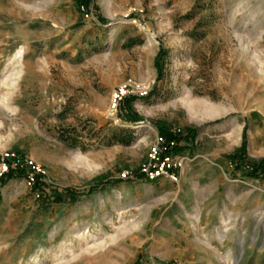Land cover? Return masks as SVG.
Returning <instances> with one entry per match:
<instances>
[{"label": "rangeland", "instance_id": "1", "mask_svg": "<svg viewBox=\"0 0 264 264\" xmlns=\"http://www.w3.org/2000/svg\"><path fill=\"white\" fill-rule=\"evenodd\" d=\"M244 142L264 159V0H0V264H264Z\"/></svg>", "mask_w": 264, "mask_h": 264}, {"label": "trees", "instance_id": "2", "mask_svg": "<svg viewBox=\"0 0 264 264\" xmlns=\"http://www.w3.org/2000/svg\"><path fill=\"white\" fill-rule=\"evenodd\" d=\"M82 6L89 7L90 0H79ZM163 53L162 50L158 53L156 57V65H159L160 59L162 58ZM126 118V117H125ZM126 118L128 121H138L140 119H136L137 117H133L134 119ZM160 130V134L165 140L167 145L175 142L177 146L184 144L185 146H191L193 143L194 137L193 132L190 133H180L177 135H171L168 131H166L162 126L158 127ZM244 151H245V142L241 146V148L235 153L230 155V159L234 162V166L236 170H241L248 178H264V159H260L258 161H249L244 159ZM24 168L18 169L17 171H9L8 173L2 175L0 177V183H6V181L16 178L17 176L24 175ZM107 184V180H105L100 187H103ZM35 186L42 193L45 190L44 183L41 181V178L38 176L35 180ZM95 187H91L90 191L94 190Z\"/></svg>", "mask_w": 264, "mask_h": 264}, {"label": "built area", "instance_id": "3", "mask_svg": "<svg viewBox=\"0 0 264 264\" xmlns=\"http://www.w3.org/2000/svg\"><path fill=\"white\" fill-rule=\"evenodd\" d=\"M118 96L119 95L116 92L115 93V97H118ZM13 156H15V155H13ZM167 161H168V157H165L163 159V162H162L161 166H157L152 172H148V175L150 176V178H155V177H157V176H159L161 174H164L165 173L164 168L165 167L167 168V166L169 164ZM24 166L25 167H29L32 170V172H30L28 174V176H27V183L28 184H32L34 182V177H35L34 174H35L36 171H39V170L36 167H34V165H32V162L24 161ZM170 178L173 179L174 181L177 180L175 175H172Z\"/></svg>", "mask_w": 264, "mask_h": 264}, {"label": "bare ground", "instance_id": "4", "mask_svg": "<svg viewBox=\"0 0 264 264\" xmlns=\"http://www.w3.org/2000/svg\"><path fill=\"white\" fill-rule=\"evenodd\" d=\"M14 60L16 61V62H19L20 61V59H21V53L20 52H18V53H16L15 55H14ZM224 237L223 236H221V237H219V240H222ZM231 259V257H229V256H227V255H224L223 257H222V260H223V264H228V261ZM36 260V259H35Z\"/></svg>", "mask_w": 264, "mask_h": 264}, {"label": "crops", "instance_id": "5", "mask_svg": "<svg viewBox=\"0 0 264 264\" xmlns=\"http://www.w3.org/2000/svg\"><path fill=\"white\" fill-rule=\"evenodd\" d=\"M232 172V171H231ZM240 173V172H239ZM242 178H245V177H243V176H241ZM247 179V178H246Z\"/></svg>", "mask_w": 264, "mask_h": 264}]
</instances>
